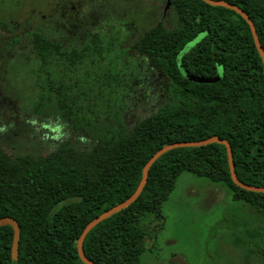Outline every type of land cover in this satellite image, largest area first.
Segmentation results:
<instances>
[{
    "label": "trees",
    "instance_id": "1",
    "mask_svg": "<svg viewBox=\"0 0 264 264\" xmlns=\"http://www.w3.org/2000/svg\"><path fill=\"white\" fill-rule=\"evenodd\" d=\"M226 1L250 15L264 49V0ZM166 5L174 20L167 23L162 17L131 45L149 62L151 74L140 73L143 66L136 62H131L134 69L117 73L128 76L124 80L128 97L153 72L164 78L162 102L130 125L122 112L113 115L114 123L100 122L95 112L93 119L78 112L77 99L68 95L69 82L58 84L59 73L63 78L76 77L86 62L103 67L106 56L100 36L87 32L86 50L80 44H66L47 29L12 36L11 43L21 45L41 81L36 111L48 113L54 106L55 115L72 132L45 156L10 155L0 145V217L12 216L21 227L15 260L14 230L0 226V264H87L78 253V239L86 225L131 196L147 161L173 142L214 135L225 138L232 145L239 179L264 186V64L248 22L235 10L204 0H166ZM0 24L8 27L5 21ZM109 42L106 39L107 46ZM189 43L193 45L182 55L181 66L189 74L213 81H196L182 73L178 56ZM121 59L117 58L123 62L122 70L131 66ZM184 170L222 182L236 199L264 209V192L233 182L224 144L177 147L152 164L133 203L88 232L83 244L86 256L97 264H142L149 236L142 217L160 214L163 200Z\"/></svg>",
    "mask_w": 264,
    "mask_h": 264
},
{
    "label": "rangeland",
    "instance_id": "2",
    "mask_svg": "<svg viewBox=\"0 0 264 264\" xmlns=\"http://www.w3.org/2000/svg\"><path fill=\"white\" fill-rule=\"evenodd\" d=\"M165 8L166 0H0V21L8 24H0V145L10 155L45 156L72 132L55 115L54 106L48 113L36 111L41 81L21 45L11 43L12 36L47 29L66 44H81L85 38L83 48L89 47L90 39L85 31L100 36L106 56L103 67L86 62L78 77L63 78L59 73L58 84L69 82L68 95L77 99L78 112L92 119L95 112L100 122L114 123L118 111L127 115L130 125L149 114L165 95L164 78L152 69L153 76L132 90L134 97H128L129 87L124 85L128 69L136 67L131 62L143 66L140 73L151 74L149 62L131 45L162 17L167 23L174 20L169 7L164 16ZM106 39L113 43L107 46ZM117 58L131 66L122 70V59L120 64ZM119 71L126 72L120 75L122 80ZM142 218L149 231L142 264H174L175 257L187 264H264V209L236 199L222 182L184 170L163 200L160 214L146 213Z\"/></svg>",
    "mask_w": 264,
    "mask_h": 264
},
{
    "label": "water",
    "instance_id": "3",
    "mask_svg": "<svg viewBox=\"0 0 264 264\" xmlns=\"http://www.w3.org/2000/svg\"><path fill=\"white\" fill-rule=\"evenodd\" d=\"M205 2L211 4V5H215V6H224L230 9L235 10L237 13H239L242 17L245 18V20L248 22L253 38H254V42L256 44V47L258 49V52L262 58L263 64H264V49L263 46L261 44L258 32H257V28L256 25L253 21V19L250 17V15L244 10L242 9L240 6L233 4L229 1L226 0H204ZM193 45V43H189L185 46V48L181 51V53L178 56V62L180 65V69L182 71V73L190 78V79H194L196 81H213V79H204L201 77H196L192 74H189L182 66H181V57L182 55L187 52L190 47ZM214 142H218V143H222L227 147V155H228V163H229V169H230V174H231V178L233 180V182L238 185L241 188H244L246 190H251V191H257V192H264V186H259V185H251L248 183H245L243 181H241L235 171V164H234V158H233V148L231 143L225 139L222 138L218 135H214L211 136L209 138L206 139H202V140H195V141H177V142H173L170 144H167L165 146H163L162 148H160L156 153H154V155L147 161V163L145 164L144 168H143V172H142V178L140 180L139 185L137 186L136 190L134 191V193L129 196L127 199H125L124 201L120 202L119 204L109 208L108 210L104 211L102 214H100L99 216L95 217L93 220H91L86 227L84 228L83 232L81 233L79 239H78V253L80 255V258L82 259V261H84L87 264H97L95 261L89 259L84 251L83 248V244H84V240L86 235L88 234V232L95 226L97 225L100 221L106 219L107 217L111 216L112 214L126 208L127 206H129L131 203H133L136 198L138 197V195L141 193V191L143 190L147 180H148V176H149V170L150 167L152 166V164L165 152L177 148V147H190V146H202V145H206V144H210V143H214ZM3 225H10L13 230H14V236H13V242H12V258L17 260L19 257V242H20V237H21V227L19 225V222L17 221V219H15L12 216H2L0 217V226ZM172 263H176V264H187V262L182 258V257H175L172 261Z\"/></svg>",
    "mask_w": 264,
    "mask_h": 264
},
{
    "label": "flooded vegetation",
    "instance_id": "4",
    "mask_svg": "<svg viewBox=\"0 0 264 264\" xmlns=\"http://www.w3.org/2000/svg\"><path fill=\"white\" fill-rule=\"evenodd\" d=\"M166 13H167V12H166V8H165V10H164V16H165ZM85 32L87 33L88 31H85ZM84 39H85V38H84ZM84 39H83V41L81 42V44H83V42L85 41ZM81 44H80V45H81Z\"/></svg>",
    "mask_w": 264,
    "mask_h": 264
}]
</instances>
